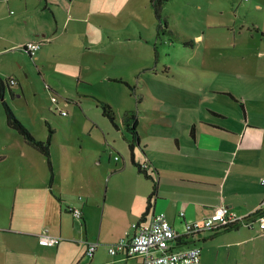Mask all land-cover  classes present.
<instances>
[{"label":"rangeland","instance_id":"374dc122","mask_svg":"<svg viewBox=\"0 0 264 264\" xmlns=\"http://www.w3.org/2000/svg\"><path fill=\"white\" fill-rule=\"evenodd\" d=\"M27 1L32 26L46 16L42 0H0V80H17L9 88L13 95L5 88L0 96V158L7 155L0 160V200H7L9 213L16 192H44L48 180L40 160L33 165L36 184L12 161L19 152L18 135L6 126L2 102L35 138L46 132V123L55 132V192H88L92 183L98 192H120L126 182L127 174L114 173L124 159L128 163L126 143L120 134L103 136L110 122L102 115V102L118 122L125 111L136 113L145 135L150 125L168 131L173 120L168 112L185 97L205 99V91H216L211 106L199 101L200 110L224 109L232 119L241 112L239 103H246L249 122L258 126L241 127L235 139L241 150L250 143L264 149V85L247 72L264 60L234 52L226 57L235 43L240 46L264 29V0H167L160 28L150 0H60L62 6L54 7L56 34L35 59L17 45L20 36L37 40L36 32L29 36L11 27L12 21L21 22L17 19ZM219 88L237 100L218 93Z\"/></svg>","mask_w":264,"mask_h":264},{"label":"crops","instance_id":"0c3cea01","mask_svg":"<svg viewBox=\"0 0 264 264\" xmlns=\"http://www.w3.org/2000/svg\"><path fill=\"white\" fill-rule=\"evenodd\" d=\"M58 6H62L60 0H42L41 13L46 15L45 18L29 26L27 1L17 19L22 18L21 22L12 21L14 26L11 27L20 28V33L26 31L29 36L36 32L38 39H48L52 33L56 34L58 20L54 7ZM255 7L260 8V4ZM249 35V40L240 46L235 43L224 56L230 58L234 52L244 57L254 54L258 60H264V29ZM20 38V45L33 40L25 36ZM247 72L248 76L255 78L257 85H264V63ZM215 92H204L208 106L214 103ZM223 92L218 89V93L237 100L231 93ZM205 99L197 95H192L190 100L185 97L181 106L168 112L173 120L166 132L150 125L146 129L148 134L142 135L137 116V142L127 129L123 115L116 128L110 123L103 136L120 134L126 143L125 154L129 157L128 163L124 159L120 168L114 167V173L127 174L120 192H98L93 189V183L88 192H55L56 172L52 163L55 132L49 145L51 181L43 154L17 134L19 152L12 161L21 175L34 184L38 183L33 165L40 160L44 163L48 182L44 192H16L11 213L7 200L6 204L0 200V264H142L141 258L111 256L108 247L125 237L126 232L133 234L131 224L148 223L158 212L164 213L179 234L175 249L200 248L199 264H264V236L258 235L257 223L252 227L240 224L193 236L184 233L183 220H202L219 206L247 217L264 199V185L261 183L264 179V149L260 144L250 143L241 150V143L235 139L241 127L255 129L258 126L249 122L246 103H239L241 112L231 119L232 112L224 109L206 107V112L201 111L199 101ZM28 131L34 137L32 131ZM4 135L8 137L7 132ZM47 136L46 130L34 139L45 141ZM147 141L150 144L145 146ZM130 143L133 145L131 151ZM131 158L137 165L147 164L143 171L148 178L137 171ZM0 160L6 161L7 155ZM114 160L118 159L114 157ZM153 187L155 195L150 198ZM73 208L81 211V224L75 222L69 212ZM180 212L184 213L183 219L178 216ZM43 228L60 238L56 246L45 247L38 243ZM95 241L99 244L95 253L91 258L85 257L87 244Z\"/></svg>","mask_w":264,"mask_h":264},{"label":"built area","instance_id":"2783aa9c","mask_svg":"<svg viewBox=\"0 0 264 264\" xmlns=\"http://www.w3.org/2000/svg\"><path fill=\"white\" fill-rule=\"evenodd\" d=\"M47 42L29 41L20 46V49L35 59L36 53ZM9 87L16 85L14 78L5 80ZM55 101V100H53ZM60 115H65V111L58 108ZM117 158V157H116ZM147 164L139 165L144 170ZM264 185V179L261 181ZM74 221L81 224L82 213L79 209H69ZM181 219L184 213L178 215ZM257 223L259 236H264V199L253 213L247 217L238 216L230 212L225 206H219L213 213L202 220L182 221L184 233L187 235H197L201 232H213L222 228L235 225H246L252 227ZM133 234L125 233V237L120 238L115 244L108 247L111 256L121 255L126 258H141L142 264H199L200 248L197 246L187 247L183 250L175 249L178 232L169 224L164 213L158 212L152 215L148 223L131 224ZM60 241L59 237L50 235L47 228H43L38 235V243L45 247H54ZM98 242H89L84 252V256L91 258L95 253Z\"/></svg>","mask_w":264,"mask_h":264},{"label":"trees","instance_id":"16d2710c","mask_svg":"<svg viewBox=\"0 0 264 264\" xmlns=\"http://www.w3.org/2000/svg\"><path fill=\"white\" fill-rule=\"evenodd\" d=\"M166 1L167 0H150V3H151V6L153 8V11L155 13V16H156V18L159 21L158 28H160V25H161V14H160L161 8H162L163 4H165ZM42 39H44L46 42L48 41L47 38H40V39H37V40H31V41H39V40H42ZM263 39H264V35H263ZM27 42H29V41H27ZM184 45H187V43L184 42ZM19 46H21V45H19ZM125 85L128 88L132 89V87H129L128 84L125 83ZM5 88H8V86L6 85V81H1L0 80V96L1 97L3 96V92H4ZM2 105H3L4 113H5L6 126L10 130L15 131L18 135L22 136L23 139L26 142H28L35 149H37L41 154H43V156L46 159V163H47L49 172L51 173V176H50V181H51L52 180V165H51V159H50V153H49V145H50V141H51V138H52V135H53V130L51 129L49 124L46 123L47 131H48L47 139L45 141L36 140L29 133L27 128L20 121L17 120V118L14 116V114L10 110V108L4 102H2ZM100 107H101L102 115L109 120V122L111 123V125L113 127L116 128L118 121H117V118H116V116L114 114V111L111 108V106H109L107 103L102 102V103H100ZM137 116L138 115L136 113L130 112V111H125L124 114H123V121L126 124L127 129L131 132V135L134 136L136 142L138 141V133L136 131V128H137ZM191 135H192V132H191ZM128 147H129V149L131 151L132 148H133L132 143H130L128 145ZM131 162L134 164V166L136 167L137 171L140 174H142L144 177L148 178V175L146 174V172L141 170L139 168V165H137L132 160V158H131ZM154 195H155V187H153V191L151 192L150 198L153 197ZM235 226H237V225H235ZM235 226L227 227V228H233ZM227 228H222V229H227Z\"/></svg>","mask_w":264,"mask_h":264}]
</instances>
